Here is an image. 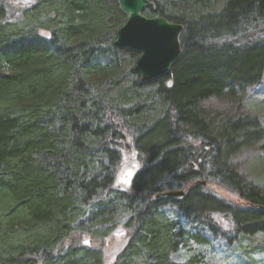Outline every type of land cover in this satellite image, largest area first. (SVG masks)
I'll use <instances>...</instances> for the list:
<instances>
[{
	"label": "trees",
	"instance_id": "1",
	"mask_svg": "<svg viewBox=\"0 0 264 264\" xmlns=\"http://www.w3.org/2000/svg\"><path fill=\"white\" fill-rule=\"evenodd\" d=\"M147 1L142 15L182 26L150 81L113 44L118 0H29L15 16L0 1V264H103L91 243L117 227L112 264L264 261V189L236 161L264 150V106L209 105L261 84L264 0ZM126 139L138 166L118 189Z\"/></svg>",
	"mask_w": 264,
	"mask_h": 264
},
{
	"label": "rangeland",
	"instance_id": "2",
	"mask_svg": "<svg viewBox=\"0 0 264 264\" xmlns=\"http://www.w3.org/2000/svg\"><path fill=\"white\" fill-rule=\"evenodd\" d=\"M7 10L8 16H15L22 8V4L25 5L29 0H0ZM44 35L47 36L46 33ZM256 91L248 93L245 101L242 104L212 100L209 105L225 114H235L240 111L257 110V105L264 106V77L260 85L255 88ZM256 93V94H255ZM251 102V103H250ZM256 102V103H253ZM251 104V106H250ZM239 106L241 108H239ZM261 108V107H260ZM264 108V107H263ZM261 108L258 114L262 116L264 121V109ZM121 162L115 174L114 187L118 189H127L131 176L134 173L135 168L138 166V162L135 153L130 145L128 139H126L120 147ZM236 161L239 166V170L251 181L258 183L264 189V150H249L241 153L236 157ZM213 191L222 197L237 201V198L232 193L217 187L215 185H209ZM128 238V234L121 227H117L112 233H110L103 240L92 241L94 247H99L103 256V264H112L114 258L123 248ZM80 243L85 244V241H89L88 236H80ZM212 264H235L229 263L225 256H218L212 261ZM264 264V261L261 263Z\"/></svg>",
	"mask_w": 264,
	"mask_h": 264
},
{
	"label": "water",
	"instance_id": "3",
	"mask_svg": "<svg viewBox=\"0 0 264 264\" xmlns=\"http://www.w3.org/2000/svg\"><path fill=\"white\" fill-rule=\"evenodd\" d=\"M118 3L127 18L116 31L114 46L139 53L133 70L141 81L164 76L179 55L182 26L163 17L142 15L147 0H118ZM166 195L180 197L183 192H168Z\"/></svg>",
	"mask_w": 264,
	"mask_h": 264
},
{
	"label": "snow or ice",
	"instance_id": "4",
	"mask_svg": "<svg viewBox=\"0 0 264 264\" xmlns=\"http://www.w3.org/2000/svg\"><path fill=\"white\" fill-rule=\"evenodd\" d=\"M171 83V82H170ZM85 243H88V241H85Z\"/></svg>",
	"mask_w": 264,
	"mask_h": 264
}]
</instances>
